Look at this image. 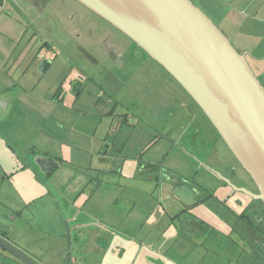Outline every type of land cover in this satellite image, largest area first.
I'll list each match as a JSON object with an SVG mask.
<instances>
[{
	"label": "rangeland",
	"instance_id": "1",
	"mask_svg": "<svg viewBox=\"0 0 264 264\" xmlns=\"http://www.w3.org/2000/svg\"><path fill=\"white\" fill-rule=\"evenodd\" d=\"M33 28V23L28 18L18 19L16 22L14 18L0 14V90L7 88L8 85L11 87L13 107L10 105L7 112L10 114L8 121L15 123L13 135L17 139L13 141L17 153L28 146L58 157L59 163L51 173L43 176L48 180V191L42 189L38 179L23 169L18 160L11 157L10 167L6 170L10 178H4L1 182L6 171L3 168L5 166L0 163V235L17 243V247H24L35 257H41L40 254L47 252L49 264H55L52 262L55 258L51 257V254H54L55 247L61 244L62 238L65 240L64 249L61 251L64 258L60 259L59 264H92L93 259L99 261L98 264H105L103 260H109L108 257H97L94 251V254H89L88 249L81 253V258L75 262L78 257L77 242L87 244L91 239L88 235H83L82 239L77 241L78 232L71 231L73 216L77 215L78 218L84 219L80 209L89 210L96 215L95 229L102 230L106 236L108 232L102 228L110 227L113 232L110 238L112 253L119 252L116 250L118 239L115 235L117 237L122 235L123 239H126L124 236L126 235L128 239L138 240L140 245L142 243L150 246L154 242V236L151 233L152 226H148L151 218L147 219V216L159 200L157 194L160 193V184L152 187L153 184L148 183L151 182L148 180H151L155 171H149L145 167L146 163L140 166L144 165L142 168L144 173L139 174L136 162L128 169L122 168L120 162L129 160L134 162L135 157L139 156L144 159H156L162 163V168L180 176H187L195 182L203 178H205L203 181H208L211 179V173L201 167V162L192 152H182L177 145L173 147L172 142L169 144L163 141L155 142V149L145 148L148 144L152 145L161 130L155 132L146 127L144 130L143 127L139 128V122L133 125L130 124L131 121L130 123L121 121L122 114L128 112L133 115L136 112L135 103L132 100L126 101V92L121 94L125 96L123 105L112 101L107 105L98 103L99 95L102 93V98L106 99L108 92L101 87L103 80L100 81L95 75L94 78H90L84 74L85 82L79 94H63L62 97L56 98L58 85L67 74H70L69 72L72 73L73 69L77 71L81 69L82 59L58 50L51 58L53 61L49 68L39 72V66L28 60L30 58L27 54L28 49L32 45L25 47ZM36 42L39 43L40 39L34 37L32 44ZM142 56L144 53L139 58L140 79L144 76L141 71L144 72L145 66L151 68L155 64L148 57L143 61ZM1 93L0 91V95ZM1 96L7 97L5 94ZM5 102L4 99L0 100V116L3 114ZM169 124L166 125V129H169ZM210 124L208 123V127L203 128L202 134L197 137L202 135L203 140L201 143L198 140V144H203L205 148L208 144L207 139H211L212 134H217ZM174 132L173 130L170 135L165 136L172 139ZM216 146L218 148L213 150L219 151L225 159L230 155L222 139ZM170 148L172 150L169 155H164ZM0 151L7 156L8 152L6 153L4 148H0ZM31 156L29 155V159L35 163L36 157ZM97 182L99 185L96 187ZM23 185L29 187L31 192L29 195L21 190ZM210 187L213 188L212 185ZM142 188L148 189L143 192ZM206 191L210 193V190ZM22 195L26 196V199L22 198ZM127 197L138 201L130 216H126L127 212L122 210V204ZM248 198L261 204L258 200ZM204 210H206L204 207L199 209L202 215L215 225V216L212 213H205ZM99 219L104 221V227H98ZM165 223L170 226L167 221H162L161 227ZM136 229H139L137 236L134 234ZM214 236L216 239L213 241H219L216 233ZM164 239L165 235L160 242L163 243ZM221 241L226 245V239ZM217 250L221 251L220 246H217ZM223 250L232 262L224 258L217 260L218 264H247L248 260L240 255L238 248L231 247L228 250L223 247ZM127 263L132 264L130 261ZM0 264L12 263L1 259ZM135 264H139V261Z\"/></svg>",
	"mask_w": 264,
	"mask_h": 264
},
{
	"label": "crops",
	"instance_id": "2",
	"mask_svg": "<svg viewBox=\"0 0 264 264\" xmlns=\"http://www.w3.org/2000/svg\"><path fill=\"white\" fill-rule=\"evenodd\" d=\"M191 1L219 27L235 48L243 52L250 68L264 87V0ZM10 89L11 87L8 85L7 88H2L0 90L2 92L1 95H7V97L4 98L0 95V100H6L4 103V110L2 111L3 114L0 116L2 120L0 122L2 123V125H0V148H4L5 152H8L7 156H5V153L0 151L3 153H0V163L5 166L3 168L6 171L10 167V157L11 159L14 158L18 160L20 164H22L23 169L28 170L38 179L39 186L45 191H48V180L43 176L44 174L51 173L58 166L59 158L44 150H38L28 146L19 150L17 153L15 141H13L17 139L13 135L15 123H10L8 121L10 120V114L7 112L9 111L10 105L13 107ZM52 100L56 101V99ZM189 131L193 133L192 129ZM191 133L190 136H193ZM174 137L169 139L167 136H163L162 141L165 144H169L174 141ZM220 139V137L217 138V136L212 134L211 139H207V147L203 148L199 153H196L201 162V167H204L206 172L211 173V179L203 181L205 179L203 178L195 182L193 179H188V177L185 176L191 183V188L199 184L204 189V209H206L204 212L212 213L215 216V225L202 215L199 208H192L191 211H198V215L192 219L190 215L179 216L178 210L180 203L177 198L174 201L170 200V209L168 211L161 208L158 203L162 201V194L159 193L157 194L159 199L157 200L158 202L156 201L157 204L153 206L147 216V219L151 218L149 222L150 225L148 226H152L151 233L154 236V242H152L150 246H145L142 243L140 245L138 240L134 241L135 239H128L126 235H124L126 239H123L122 235H120L121 237L115 235V238L118 239L116 250H119V252L114 254L110 251L112 247L110 238L113 235L111 234L113 232L110 227L108 228L107 225V227H104V221L99 219L100 223L98 227H104L102 229L108 232L106 236V234L102 233V230L95 229V226H97L96 215L89 210L83 211L79 209V211L82 212V218L85 220L78 218L77 215L74 214L75 216L72 217L74 221L71 231L78 232V234H76L77 241L82 239L83 235H88L91 239L87 244H85V242H82V244L77 242L78 257L75 262L78 261V258H81L80 254L88 249L90 252L89 254H94L95 252L97 253V255L95 254L97 257H108L109 260H103L105 264H128V261L132 264H135L137 261H139V264H218L216 261L224 258L232 262V259H229L225 255L223 247L228 248V250L234 247L238 248L241 253L240 255L248 260L247 264H264V210L261 208L260 204L246 197L243 191L235 190L232 192V188L223 180V178L229 180L236 188L244 190L245 188L242 187H246V183L242 180L231 179V177L227 176L225 171L228 169L226 168L227 161L219 154V151L216 152V150H213V148H218L216 144ZM191 146V148H188V151L193 153V149L195 148H193L194 145L192 142ZM171 150V148L166 150L164 155L168 156ZM29 155L37 159L54 158L57 160V163L52 165L50 169H45L44 172H41L39 166L31 162ZM162 161L163 163L165 162V157H163ZM135 162L139 168V174L144 173L142 170L144 165L140 167L142 163H146L145 167H147V169L148 167L155 166L156 174L159 167H163L159 160L144 159L143 157H135L134 162L130 160L121 161L120 164H122V168L125 167L128 169L130 166L133 167ZM119 170L122 171L121 168ZM6 172L1 182H3L4 178H10V174L8 172V174H6ZM144 178L147 180L145 176ZM157 180V176L153 174L151 180H148L151 182H147L153 184V187L154 185H158L159 182ZM142 183H144V181H142ZM95 184H97L96 187L99 185L98 182ZM210 185H212L213 188H211ZM22 187V191L27 192L28 195L31 193L28 186L23 185ZM147 189L142 188V191L144 192ZM167 189L169 188L167 187L165 192ZM206 189L210 190V193L207 192ZM167 194L166 192L165 195ZM22 198L26 199V196ZM130 198L131 197H127L122 204V210L127 212L126 216L131 215V211L138 203V201H134ZM186 219H189L188 222L191 224H184L183 222ZM162 221H167L170 226L165 223L161 227ZM138 226L139 223L137 224V227ZM134 231H136L134 234L137 236L139 234V229ZM214 233H216L217 240L219 241H213L214 238L216 239L215 236L213 237ZM163 235H165V239L164 242L161 243L160 241ZM234 236L239 240L234 238ZM222 239H226V245L223 244L221 241ZM64 241V238H62L61 244L55 247L54 254H51V257L55 258L54 261L52 260L55 264L57 262V264H59L60 259L64 258V254L61 252L64 249ZM11 243L15 246L17 245L15 242L11 241ZM218 243H220V245ZM217 246H220L221 251L217 250ZM18 248L20 250L22 249L23 252L39 264H49L47 252L40 254L41 257H35L31 252L27 251V249H24V247L18 246ZM0 254V260L10 261L12 264H24L12 256H5L1 250ZM88 258L90 259V256ZM111 260L113 261L112 263ZM91 261L92 264H98L99 262L94 259Z\"/></svg>",
	"mask_w": 264,
	"mask_h": 264
},
{
	"label": "water",
	"instance_id": "3",
	"mask_svg": "<svg viewBox=\"0 0 264 264\" xmlns=\"http://www.w3.org/2000/svg\"><path fill=\"white\" fill-rule=\"evenodd\" d=\"M75 1L125 34L178 82L249 175L256 192L223 180L232 192L241 190L264 204V87L243 52L191 0ZM56 163L54 158L35 162L41 172ZM171 186L172 195L184 205L179 216L192 219L198 215L192 208L205 207L188 181ZM188 221L183 223L191 224ZM0 250L24 264H39L4 235Z\"/></svg>",
	"mask_w": 264,
	"mask_h": 264
},
{
	"label": "flooded vegetation",
	"instance_id": "4",
	"mask_svg": "<svg viewBox=\"0 0 264 264\" xmlns=\"http://www.w3.org/2000/svg\"><path fill=\"white\" fill-rule=\"evenodd\" d=\"M0 14L14 18L16 22L18 19L28 18L33 23L34 28L25 47L32 45L28 49L27 54L30 56L28 60L39 66L38 71L44 72L49 68L53 61L51 58L58 50L66 55H74L82 59L81 69L78 71L73 69L72 73L69 72L70 74H67L58 85L56 98L62 97L63 94H79L85 82L84 74L90 78H94L95 75L100 81L103 80L101 87L108 92L106 99L102 98V93L99 95L98 103L107 105L112 101L123 105L125 99L132 100L135 103V114L124 113L121 115V121L126 123L131 121L130 124L133 125L139 122V128L143 127L144 130L145 127L155 132L161 130L154 138L152 145L148 144L145 148H154L157 142L162 141L165 134L168 136L173 130L175 131L173 135L176 136L174 141H177V143L174 141L171 143L173 147L177 145L182 152H187L188 148L192 147V142L195 148L193 155L196 157V153L205 148L203 144H198V140L199 143L203 140L202 135L197 137L202 134L203 128L208 127V119L201 113L193 99L163 67L130 38L79 2L75 0H0ZM34 37L40 39V42L32 44ZM143 53L144 56L141 57L143 61L148 57L155 64L151 65V68L145 66L144 72L141 71L144 76L140 79L139 58ZM43 60H49V62L46 61L40 65ZM123 92L127 93L125 99V96L121 95ZM135 119L138 120L137 123ZM167 124L169 129H166ZM193 127L194 135L189 131L193 130ZM190 133L193 136H190ZM214 136L219 138L218 135ZM229 154L225 159L226 168H228L225 170L227 176L242 180L246 183V187L242 188L256 192V187L249 175L230 151ZM148 170L155 171L154 176H157L158 184H160L162 201L158 204L168 211L170 200H175L171 184L175 186L177 183H182V180L188 181L187 177L162 167H159L157 174L155 166L148 167ZM167 187L168 194L165 195ZM195 193L198 199L204 200L205 194L201 185L195 186ZM260 205L264 210V204L261 202ZM183 207L184 205L180 204L179 210Z\"/></svg>",
	"mask_w": 264,
	"mask_h": 264
},
{
	"label": "trees",
	"instance_id": "5",
	"mask_svg": "<svg viewBox=\"0 0 264 264\" xmlns=\"http://www.w3.org/2000/svg\"><path fill=\"white\" fill-rule=\"evenodd\" d=\"M200 111H201V109H200ZM201 113H203L202 111H201ZM204 114V113H203ZM209 122V121H208ZM209 124H210V122H209ZM211 125V124H210ZM213 127V126H212ZM214 129V128H213ZM215 130V129H214ZM216 133H217V131H216ZM217 135L219 136V134L217 133ZM220 137V136H219Z\"/></svg>",
	"mask_w": 264,
	"mask_h": 264
}]
</instances>
